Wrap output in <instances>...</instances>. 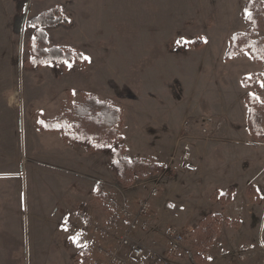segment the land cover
Instances as JSON below:
<instances>
[{
    "label": "rangeland",
    "instance_id": "374dc122",
    "mask_svg": "<svg viewBox=\"0 0 264 264\" xmlns=\"http://www.w3.org/2000/svg\"><path fill=\"white\" fill-rule=\"evenodd\" d=\"M54 6L68 24L41 29L48 47L69 49L73 58L63 68H27L25 42L34 30H25V23ZM244 6V0H0V164L25 163L33 190L25 232L0 235V264L38 261L30 243L47 236L42 221L49 201L59 212L58 246L43 251L44 264H72L78 239L102 264L91 245L108 247L102 240L115 236L108 219L121 221L101 195L135 210L153 184L165 187L151 200L152 229L138 233L151 242L150 263L200 264L188 225L218 213L221 231L201 264H222L218 256L238 244L228 264L238 263L245 245L253 261L242 264H261L264 140L250 137L245 98L264 103V58L257 46L264 45V32L252 30ZM257 74L254 88L244 86ZM90 97L121 109L120 136L110 149L154 161L160 173L124 186L107 153L71 140L80 128L78 107ZM66 125H72L69 132ZM229 188L231 201L222 208L219 196ZM189 209L200 216L189 219ZM35 210L44 229L36 226ZM77 210L103 231L89 233L79 224L66 232L63 218ZM172 221L187 225L177 229L184 240L177 253L169 252L165 235Z\"/></svg>",
    "mask_w": 264,
    "mask_h": 264
},
{
    "label": "trees",
    "instance_id": "16d2710c",
    "mask_svg": "<svg viewBox=\"0 0 264 264\" xmlns=\"http://www.w3.org/2000/svg\"><path fill=\"white\" fill-rule=\"evenodd\" d=\"M244 2V10L247 11V18L251 23L252 30H262L264 32L262 0H244ZM67 24L68 21L59 6L42 11L35 18L26 22L25 30L33 29L34 31L25 42L26 58L24 66L33 69H40L45 65H53L58 68L65 67L66 63L72 60L74 53L69 49L48 47L46 35L41 28H54L58 25ZM257 46L260 51L258 56L264 58V45L257 44ZM75 56L76 59L81 60L79 54ZM260 77L258 75L246 79V85L244 86L251 84L254 88V82L257 85ZM245 100L248 108L246 120L250 137L253 140H264V103L255 95H247ZM84 102L81 107H78V119H75L78 120L77 128L78 126L80 128L77 133L71 136V140L87 142L89 146L94 148L97 146L94 152L107 153L114 174L124 186H129L135 180H146L162 171V167L154 161L144 158L128 159L124 155L123 147L110 149V143L116 144L120 136L118 128L122 121L121 109L111 106L109 103L97 101L92 97L84 100ZM67 125L64 131L69 132L72 125ZM248 190H253V187L248 186ZM232 194L233 189L229 188L219 196L222 208L231 201ZM101 197L105 199L104 195H101ZM111 211L116 214L114 209H111ZM221 223H223V219L218 213H208L202 216L189 233L193 244L194 259L197 263L201 264V261H207V253L219 237ZM76 246L80 250L73 258L72 264H96L91 259L90 247H86L85 243L80 240L76 241ZM203 263L205 264V262Z\"/></svg>",
    "mask_w": 264,
    "mask_h": 264
},
{
    "label": "crops",
    "instance_id": "0c3cea01",
    "mask_svg": "<svg viewBox=\"0 0 264 264\" xmlns=\"http://www.w3.org/2000/svg\"><path fill=\"white\" fill-rule=\"evenodd\" d=\"M29 182L31 183L29 177V169L27 173V167L25 166V163L22 162L18 165H14L10 163L0 164V235L9 233V236L13 237L16 234L22 233V231L25 232V227H26L25 220L26 219L28 220V215H29L28 206L32 201V199H30L29 197L32 195V191H33L32 188L31 191L29 190ZM164 187H165L164 185L160 184V192L164 189ZM154 202L152 203L153 207H154ZM50 209H51V202L49 201L45 209L47 218L43 219L42 221V223L46 224L47 236L44 238L33 237V240H31L30 243V250H32V252L36 251L39 254V259L35 264L46 263V260L48 259H44L43 251L46 250L47 248L48 249L51 248L50 245L55 244L54 237L59 227L57 226L58 225L57 223H59V212L58 210L55 209L50 210ZM201 209H204V207H201ZM198 213L194 214L193 211L189 209L188 218L192 219L194 216L195 217L200 216V214ZM33 215L37 220L36 226L39 229H44V227L40 224L41 211L35 210ZM112 218L113 215H111L110 218L108 219V224L110 225V231L113 234H115V236H113L114 238L107 237L108 240H102L103 241L102 244H105V246L108 247L109 246L111 247L116 243V241L118 240L119 236L122 234L124 229L123 223L117 221L120 222V225H117L116 222L115 223L112 222ZM169 224L170 227L179 229L180 231L181 229L187 227L186 224H181L176 221H172ZM194 225H188L189 233L193 229ZM138 233L139 232L133 233L131 235L132 238L135 241H137L141 246H143L149 253L150 257L146 258V263L154 264V263H150L152 255L150 254L147 247L148 244H151V242L148 241L146 238L139 236ZM145 235H149V234H145ZM153 237L159 239L157 235H153ZM0 241H2V238H0ZM255 243H252V245ZM55 245L58 246V243H56ZM237 247H240V245L239 244L236 245L235 247H233V249H230V247H228L226 250H228L229 252L226 255L218 256L219 260L221 259V261L223 262L222 264L230 263L231 261L230 255L232 254V251H234ZM56 249H58V247H56ZM168 250H169V245H168ZM94 257L97 261H100L102 259L100 256L94 255ZM251 261H253V259H251Z\"/></svg>",
    "mask_w": 264,
    "mask_h": 264
},
{
    "label": "built area",
    "instance_id": "2783aa9c",
    "mask_svg": "<svg viewBox=\"0 0 264 264\" xmlns=\"http://www.w3.org/2000/svg\"><path fill=\"white\" fill-rule=\"evenodd\" d=\"M153 185L154 187L149 191L147 197L139 199L135 204V210L130 209L125 204L117 205L111 197H105V204L115 210L124 225V231L111 247L91 245L93 249L95 248L94 252L96 255L102 258V264H147L146 258L150 257L149 253L131 235L137 232L147 233L152 229L149 217L151 200L160 194V185ZM79 224L88 232L98 233L103 231L102 227L82 210H77L63 218V228L66 232L73 231L74 227ZM181 234L175 228H169L165 231L169 243V252L177 253L182 249L184 240ZM251 248V246L245 245V247L239 249L238 254L240 257L237 264H242V262L250 258ZM261 250L264 252V248L261 247ZM261 264H264V255L262 256Z\"/></svg>",
    "mask_w": 264,
    "mask_h": 264
},
{
    "label": "snow or ice",
    "instance_id": "6c2138e0",
    "mask_svg": "<svg viewBox=\"0 0 264 264\" xmlns=\"http://www.w3.org/2000/svg\"><path fill=\"white\" fill-rule=\"evenodd\" d=\"M84 59H88V57H84ZM262 87H264V85H262Z\"/></svg>",
    "mask_w": 264,
    "mask_h": 264
}]
</instances>
